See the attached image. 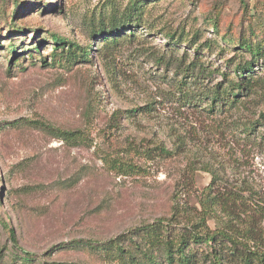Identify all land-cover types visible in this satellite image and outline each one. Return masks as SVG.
I'll list each match as a JSON object with an SVG mask.
<instances>
[{
  "label": "rangeland",
  "instance_id": "obj_1",
  "mask_svg": "<svg viewBox=\"0 0 264 264\" xmlns=\"http://www.w3.org/2000/svg\"><path fill=\"white\" fill-rule=\"evenodd\" d=\"M263 115L264 0H0V264L159 262L135 232L199 221L206 187L223 221L228 192L264 204Z\"/></svg>",
  "mask_w": 264,
  "mask_h": 264
},
{
  "label": "trees",
  "instance_id": "obj_2",
  "mask_svg": "<svg viewBox=\"0 0 264 264\" xmlns=\"http://www.w3.org/2000/svg\"><path fill=\"white\" fill-rule=\"evenodd\" d=\"M140 9V7L136 8V5H134V13H131V17L135 14L139 15L137 12L141 11ZM136 24H140V22L136 21ZM119 31L120 29L116 30V32ZM109 33L112 32L108 31L107 34ZM52 41L57 45L67 44L70 53H74L71 52L74 47L78 48L75 44L62 41V39L56 36H52ZM237 44L241 49L250 50L252 55L259 56V50H251L252 47L248 41L239 40ZM34 49V52H37L38 50L36 51V49H39V47H34ZM206 49L205 47L201 50L204 51ZM90 53L91 49L88 47L84 50H79L78 57L79 59L86 60ZM182 61L180 62L181 65ZM192 65L193 68L191 69L190 65V67L186 68L185 72L192 71L193 73L196 63ZM259 65V62L247 63L243 66L236 65L235 69L237 70L235 73H237L240 79L236 85L237 88L232 89V92L227 94L222 93L218 88H214V91L210 93V98L209 96L206 97L207 100H210L208 112L210 114L215 113L214 109L218 107V104L225 97H231L233 101L240 99L238 94L234 95L232 93L246 89L249 82V79H246L247 74L253 73L254 67H258ZM180 85L178 89L180 96L187 94V91H184L185 85ZM185 98L189 99L188 96ZM262 119L264 121V115ZM43 127L51 130L49 126L43 125ZM57 133L55 136L63 140L73 139L78 134L60 130ZM114 165L115 169L120 171L121 169L132 167L130 164L122 165L120 162H116ZM211 190V186L203 189L205 194L199 199L198 204L201 210L199 221H188L180 224L159 220L135 232V238L140 239V236H142V241H145V248H161V253L164 256L163 260L157 262L156 257L150 256L146 250H142L139 252L143 257L142 264H199L196 259L198 252L205 253V258L209 264H264V227H259V229L251 228V224L256 220V217H258L259 221H264V204H254L237 192H228L227 196L224 195L220 201L223 210L227 213L229 212V218L227 217V220L223 221L222 219H217L215 214L212 213L213 210L211 208L214 204L212 199L214 200V198L211 199L209 195ZM232 216L234 219L231 218ZM209 219L215 220L219 226L213 229L210 228L208 224ZM244 220L250 224L247 225L248 228L242 224ZM128 238L132 242L131 235ZM135 246L138 247V245Z\"/></svg>",
  "mask_w": 264,
  "mask_h": 264
}]
</instances>
